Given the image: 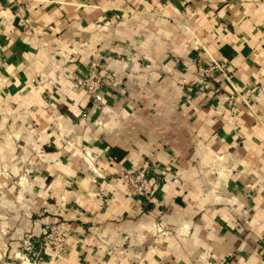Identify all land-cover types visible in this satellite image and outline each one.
Returning <instances> with one entry per match:
<instances>
[{
    "label": "crops",
    "instance_id": "0c3cea01",
    "mask_svg": "<svg viewBox=\"0 0 264 264\" xmlns=\"http://www.w3.org/2000/svg\"><path fill=\"white\" fill-rule=\"evenodd\" d=\"M143 165L147 200L119 179ZM24 254L264 264V0H0V264Z\"/></svg>",
    "mask_w": 264,
    "mask_h": 264
},
{
    "label": "built area",
    "instance_id": "2783aa9c",
    "mask_svg": "<svg viewBox=\"0 0 264 264\" xmlns=\"http://www.w3.org/2000/svg\"><path fill=\"white\" fill-rule=\"evenodd\" d=\"M215 74H221L222 76L225 74L224 68L219 63L204 64L198 62L196 64L195 77L200 83L205 84ZM104 84L105 80L100 76L96 67L89 69L85 78H75V85L83 89L88 99L96 97ZM150 169L148 165H143L135 172L120 174L119 179L125 184L128 194L146 200L152 197L153 188L149 177ZM69 233V228L63 224L51 225L40 241L41 249L55 256L63 254L67 247V236ZM23 250L29 254L31 252V243L26 241ZM19 259L21 264H41L42 262L41 258L34 254H32L31 258L24 254Z\"/></svg>",
    "mask_w": 264,
    "mask_h": 264
}]
</instances>
